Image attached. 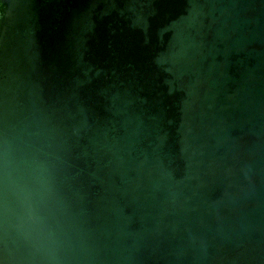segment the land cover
Returning a JSON list of instances; mask_svg holds the SVG:
<instances>
[{
    "label": "water",
    "instance_id": "obj_1",
    "mask_svg": "<svg viewBox=\"0 0 264 264\" xmlns=\"http://www.w3.org/2000/svg\"><path fill=\"white\" fill-rule=\"evenodd\" d=\"M0 264H264V0H0Z\"/></svg>",
    "mask_w": 264,
    "mask_h": 264
}]
</instances>
